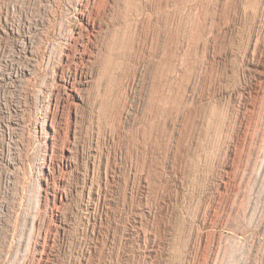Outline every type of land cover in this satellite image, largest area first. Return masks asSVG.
<instances>
[{"label": "rangeland", "instance_id": "374dc122", "mask_svg": "<svg viewBox=\"0 0 264 264\" xmlns=\"http://www.w3.org/2000/svg\"><path fill=\"white\" fill-rule=\"evenodd\" d=\"M29 2L0 0V79L22 70ZM125 2L87 70L93 82L61 117L73 164L49 242L28 221L41 199L48 93L29 103L22 173L0 160V200L22 207V251L19 237L14 253L0 241V261L40 264V242L46 264H264V0ZM21 90L3 87L0 103Z\"/></svg>", "mask_w": 264, "mask_h": 264}, {"label": "bare ground", "instance_id": "6f19581e", "mask_svg": "<svg viewBox=\"0 0 264 264\" xmlns=\"http://www.w3.org/2000/svg\"><path fill=\"white\" fill-rule=\"evenodd\" d=\"M133 1L126 0L127 5H130ZM30 2L28 3L27 13L22 16V70L16 72V78H12L11 73V76L8 75L9 78L0 79V90L11 85L22 88V96L16 102L5 98L0 103V138L3 140V146L0 147V160L5 162V166L9 167L12 176L15 177L22 173V147L24 146L22 136L25 135L27 129L26 114L29 103L32 96H34L42 104L44 93H48L51 103L43 118V132L40 137L44 147V157L39 168V180L43 185L41 189L39 188L41 199L38 202L35 215L28 218L32 228L35 227L39 233V238L47 243L49 242L48 233L52 218L58 216L55 211H58L67 201L68 195L64 187V172L70 167L72 168L73 164L70 157L71 149L68 150L71 147L65 148L64 143L61 142V126L63 123L61 117L66 108L67 100L72 97L80 99V92L83 87L89 86L93 82V76L89 75L87 70L95 65L97 66V63L101 61L100 56L110 29L116 28L120 23L121 16L118 9L121 0H35L33 5ZM131 8L132 6L130 9L128 8L130 14ZM24 27H26L25 31ZM118 30L115 29V31ZM41 72H43L42 80L39 78ZM38 78L41 83L37 84V92L29 93L27 91L29 86ZM72 109L74 108L71 107ZM245 109L249 115L253 114L256 105L247 104ZM39 125L40 123L37 121L35 130L38 129ZM60 146H63V154L62 158L58 159L57 154ZM1 190L0 184V194ZM94 200L100 203V194L97 193ZM16 239L18 240L17 246H19L16 249L22 251V207L19 206L18 211H16L7 202L0 200V241L5 244L9 253L12 248L14 249ZM40 247H42V244L37 242V252L31 261L46 264L47 249L43 247V250H39ZM12 253L14 252L12 251ZM12 258L11 264H15L17 261L14 260V257ZM16 258L18 259V257ZM2 261L3 264H10L11 259L7 255L6 260L2 259L0 262Z\"/></svg>", "mask_w": 264, "mask_h": 264}]
</instances>
